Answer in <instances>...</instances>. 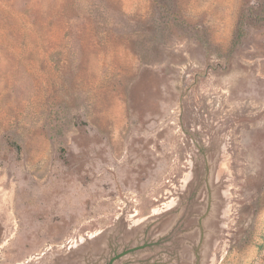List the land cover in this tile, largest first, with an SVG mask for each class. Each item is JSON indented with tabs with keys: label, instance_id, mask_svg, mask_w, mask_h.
<instances>
[{
	"label": "rangeland",
	"instance_id": "rangeland-1",
	"mask_svg": "<svg viewBox=\"0 0 264 264\" xmlns=\"http://www.w3.org/2000/svg\"><path fill=\"white\" fill-rule=\"evenodd\" d=\"M121 250L264 264V0H0V264Z\"/></svg>",
	"mask_w": 264,
	"mask_h": 264
},
{
	"label": "flooded vegetation",
	"instance_id": "flooded-vegetation-1",
	"mask_svg": "<svg viewBox=\"0 0 264 264\" xmlns=\"http://www.w3.org/2000/svg\"><path fill=\"white\" fill-rule=\"evenodd\" d=\"M140 244H142V243H140ZM78 245V244H77ZM103 245H101L99 248H96V247H94V246H87V248H85L83 251H81V250H79V245L76 247V248H74V249H76V252H81V253H85V252H87V251H97V250H99L101 247H102ZM69 248H71V246L69 245L68 246V248L67 249H69ZM127 250H129L130 249V247H128V248H126ZM123 250H121L120 252H118L117 253V255L116 254H113L111 257H109L108 259H104L103 261H101V263L102 264H114V262H115V260H117L118 258H120L121 259V256H118V254L119 253H121ZM75 257H77L76 255H75V253H72L71 255H70V261H74L75 259ZM81 258H82V260H83V264H95L96 263V261L95 262H93V258H95L94 256H92L91 254H84V255H82V256H80ZM80 257H77L78 258V260H79V258ZM97 258H100L99 256L97 257ZM66 259H63V261H65ZM68 260V259H67ZM93 262V263H92ZM104 262V263H103ZM67 263L68 264H75V263H73V262H68L67 261ZM100 263V264H101ZM63 264V263H62Z\"/></svg>",
	"mask_w": 264,
	"mask_h": 264
},
{
	"label": "bare ground",
	"instance_id": "bare-ground-1",
	"mask_svg": "<svg viewBox=\"0 0 264 264\" xmlns=\"http://www.w3.org/2000/svg\"><path fill=\"white\" fill-rule=\"evenodd\" d=\"M216 181V180H215ZM214 182V181H213Z\"/></svg>",
	"mask_w": 264,
	"mask_h": 264
}]
</instances>
